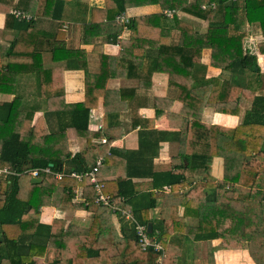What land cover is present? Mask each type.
<instances>
[{
	"label": "trees",
	"instance_id": "1",
	"mask_svg": "<svg viewBox=\"0 0 264 264\" xmlns=\"http://www.w3.org/2000/svg\"><path fill=\"white\" fill-rule=\"evenodd\" d=\"M23 1L0 0V12L5 14V28L17 32V38L9 45L0 44V92L15 94L12 101H0V166L19 172L15 175L0 174V264H79V258L84 255L88 264H95L98 253L99 256L108 253L111 264H159L160 253L152 248L143 249L136 235L135 224L121 215L122 220L130 224L132 233H126L114 244L115 254L97 243L96 221L89 230H81L85 232L83 235H78L80 230H76L77 240H74V234L70 235L73 230L70 232L71 225L65 227V221L55 220L49 225L40 222L39 208L44 203L56 206L60 203L73 204L97 213L111 212V207L97 202L95 184L89 176L81 180L70 176L58 179L54 174L59 170H89L100 154L96 153L91 158L92 163L86 151L74 155L67 152L64 155L63 150L60 151L64 148L56 146L49 133L39 131L44 123L43 117L32 126L35 112L41 107H24V103L30 101L31 93L19 91V80L41 72L42 63L39 60L38 65L35 58L45 52H53L56 56L60 46L57 39H19L36 21L35 17L19 19L12 12L13 8L23 6ZM50 1L58 0H46L47 4ZM30 2L27 0L26 8L31 6ZM59 2L63 6L65 0ZM147 4H159L164 9L181 10L206 19L209 22L208 30L204 33L195 31L193 25L180 19L176 12L172 20L166 18V28L161 25L165 20L162 13L135 17L128 23L116 19L130 7ZM239 6L237 0H105V6L98 10L106 23L96 28L93 21L87 28L101 27V33L98 30L96 35L103 34L111 41H117L124 28L130 29V37L120 39L122 50L120 56L115 57L117 67L137 69L141 75L139 89L142 92L147 90L143 82H150L148 75L154 71L167 72L169 85L178 89L177 98L183 101V108L180 114L170 111V119L171 123L174 119L181 121L178 133L180 148L192 147L194 153L183 149L173 163L177 159H187L189 166L177 163L174 164L175 172L165 173L169 177L167 185L173 187L171 197L176 184L182 181L188 183L186 180L191 181L197 169L202 170L203 182L190 188L184 195L186 200L181 201L184 202V216H199L200 211H214L224 213L229 219V226L225 229L211 215L201 218L198 226L190 227L183 216L185 239L210 240L220 237L225 248H247L252 243L261 242L262 246L253 251L252 256L258 264H264V95L256 93L264 88V71L258 64V56L244 51L245 32L239 18ZM246 6L248 20L261 22L264 28V0H246ZM103 28H106L105 33H102ZM174 30H178L176 36ZM131 44L135 45L139 54H131ZM149 48L157 49V56L144 60ZM204 48H211V65L229 72L227 78L207 76V65L202 62ZM262 50L264 53V47ZM99 57L102 60L100 73L90 72L78 64L85 71V100L72 105V123L68 125L77 133L87 131L91 109L104 94L106 80L122 74L110 72L112 57L103 54L102 50ZM52 83L48 82L45 86L51 87L50 90L41 92L44 99L53 95ZM139 89L134 87L129 96L122 92L121 97L132 98L131 95H135ZM242 97L251 99L252 105L245 112L241 125L228 127L202 122L203 109L208 106L218 112L239 114ZM54 112L57 111L45 113ZM105 115L108 117V114ZM153 132L140 131L139 151L152 148L145 139ZM214 156L224 159L222 179L211 175L210 163ZM28 164L40 170V183L33 182L32 175L24 171L23 166ZM106 164H109L108 160ZM46 167L53 172H45ZM101 170L102 167L97 173L98 180L104 182V191L110 193L113 204L119 203L122 196L130 195L129 191L119 188L111 190L110 180L102 177ZM48 189L54 195L60 192V200L55 201L52 194L47 193ZM192 193L197 196L196 202H193L195 196ZM163 196L167 197V194ZM132 205L134 215L140 222H152L151 233L156 234L165 249L163 264H175L179 251L176 244L169 241L170 229L165 225V216L158 223L145 218L142 212V209L155 206L156 198L145 207L140 205V208L137 203ZM163 208L168 211L166 201ZM81 238L85 247L82 250H86V253L79 252L80 248L75 245Z\"/></svg>",
	"mask_w": 264,
	"mask_h": 264
},
{
	"label": "crops",
	"instance_id": "2",
	"mask_svg": "<svg viewBox=\"0 0 264 264\" xmlns=\"http://www.w3.org/2000/svg\"><path fill=\"white\" fill-rule=\"evenodd\" d=\"M59 1H50L47 4L46 0H31V6L26 8L27 0H24L22 7L13 8L25 11L31 15V18L35 17L36 19L32 27L25 30L19 39H57V45L60 46L56 50V56L53 55V52H45L40 57L35 58L38 65L39 60L42 63L41 72L32 73L28 76L30 78L26 77L27 79L19 80V91L31 93V99L27 101L28 104L24 103V107H41L35 112L32 126L39 123L43 117L45 127L42 128V124L39 131L49 133L52 136L49 138L53 140L55 145H59L60 149L61 147L64 148L60 150H63L64 155L67 152L74 155L86 151L92 163L91 158L99 153L97 159L99 157L104 158L101 166L102 177L110 180L109 187L111 190L116 191L119 188L130 193L129 196H122L120 202L116 204L120 208H126L134 214L132 204L137 203L138 207L140 205L145 207L156 198V205L142 209V212L145 218L158 223L165 216V225L170 229L171 239L169 241L175 243L179 251V254H176L177 261L175 264H258L253 258L252 252L259 249L261 242L252 243L247 248H225L223 239L220 237L210 240H189L184 237L182 217L185 214V207L184 202L181 201L186 200L184 195L190 188L202 183L203 180L202 170L197 169L191 181L186 180L188 183L190 182L189 184H184V181L181 184H176L174 195L171 197L170 192L173 187L170 184L167 185L169 177L165 173L175 172L174 164L177 163L188 167L190 163L187 159L182 161L177 159L174 163L173 159L178 158L183 149L193 154L194 148H180L181 142L178 133L181 130V121L174 119V122L171 123L170 111L180 114L183 101L177 98L178 89L169 85V74L160 71H154L151 75L146 74L150 82L147 80L143 82L147 92H142L139 89L141 75L137 69L133 67L118 68L117 59H115L121 54L120 39L127 40L131 34L130 29L124 28L119 39L111 41L105 38V35L100 34L101 27L98 29L87 28L93 21L96 23V28L106 23L98 10L105 6V0H65L63 6ZM237 1L240 4L239 18L245 32L244 51L246 54L257 55L260 69L264 71L263 25L261 22L248 20L246 0ZM204 6L202 7L204 8ZM166 9L159 4H147L130 7L123 13L132 19L143 15L162 13L165 15V20L162 21L161 25L166 28V18L172 20L174 15H166L164 13ZM176 13L180 19L192 24L195 31L204 33L208 30L209 22L206 19L181 10H177ZM117 17L116 19L119 21ZM98 30L100 35H96ZM104 30L106 28H103L102 33H105ZM174 33L176 36L178 30H174ZM16 38V31L5 28V14L0 12V44L9 45ZM130 46L129 50L133 56L139 54L135 45L131 44ZM100 50L103 54L113 58L110 59V72L122 74L106 80L104 94L91 109L87 131L77 133L75 132L76 129H72L68 125L72 123V105L85 100L86 78L82 68L86 67L95 74L100 73L102 64L99 57ZM156 56L157 49L149 48L146 50L144 60ZM211 56V48H204L202 62L207 65V76L220 75L227 78L230 73L212 66ZM78 64H81L82 68H79ZM34 65L36 66V64ZM48 82H53L51 89L53 95L44 99L41 92L50 90L51 87H45ZM42 86L44 88H41ZM134 87L139 90L135 95H131L132 98L121 97L122 92L129 96L132 93L130 90ZM256 93L264 95V88ZM14 97L15 94L0 92V101H12ZM167 99L172 101L169 102ZM251 105V99L242 97L241 112L237 115L218 112L210 106L205 107L202 112V122L237 127L242 124L245 112ZM51 110L57 112L45 113ZM105 114H108V117ZM105 128H108L107 132ZM140 131L153 132L152 135L148 134L145 139L152 147L150 150L139 151L141 149ZM107 160L109 164H106ZM64 166L68 167L66 164ZM25 167H30V164L23 166V168ZM210 171L213 177L222 179L224 176V159L220 156H214L210 163ZM102 183L104 184V182ZM47 193L52 194L55 201L60 200V192L54 195L48 189ZM163 194H167V197ZM78 195L77 192L76 197ZM192 195L195 196L194 193ZM193 198V202H196L197 196ZM77 199L80 201V198ZM165 201L168 211L163 208ZM203 212L208 214L205 215ZM203 212L200 211L199 216L197 214L184 216L187 225L196 227L201 218L211 215L216 218L221 228H228L229 219L224 213ZM119 215L125 217L120 210L115 212L113 208H111V212L100 211L97 213L67 203H60L58 206L44 203L39 208L40 222L49 225L55 220L65 221L66 228L71 225L70 232L72 230L73 232L70 235L74 234V240H77L76 230H80L78 235L81 233L83 235L85 232L81 230H89L93 222L96 221L98 224V231L95 234L96 241L101 244V248H103L102 246L109 248L112 254L116 253L114 244L126 233H132L130 224L125 223ZM134 217L137 218L135 215ZM75 227L77 228L75 229ZM78 241L74 242L76 247L80 248L79 252L86 253V250H82L85 249L83 239ZM98 254L95 264H111L108 253L101 256ZM79 264H88L85 255L79 258Z\"/></svg>",
	"mask_w": 264,
	"mask_h": 264
},
{
	"label": "built area",
	"instance_id": "3",
	"mask_svg": "<svg viewBox=\"0 0 264 264\" xmlns=\"http://www.w3.org/2000/svg\"><path fill=\"white\" fill-rule=\"evenodd\" d=\"M205 7V6H204ZM15 16L19 18H27L30 19L31 15H29L25 11H21L18 9H13L12 11ZM176 12L174 9H166L165 14L168 16H171ZM120 22L128 23L131 21V17L127 16L125 13H121L117 17ZM104 142L106 140L104 139ZM103 157H99L96 161V164L92 169L86 170V171H65V170H59L55 171L54 174L58 179H63L67 176L70 177H76L77 179L81 180L85 176H89L90 180L95 184V189H96V200L98 203L109 206L113 208V210H120L123 215H125L126 218L130 219L134 224H135V231L136 235L138 237V240L142 246L143 249L147 248H152L153 250L157 251L160 253L159 257V264H163L164 257H165V249L163 245L160 243V241L157 239L156 234H152L151 231L148 229V224L147 223H142L140 222L136 217H134V214L126 208H120L118 205L113 204L111 195L107 194L104 191V184L98 180L97 173L100 169V167L103 165ZM45 172H53L50 167L44 168ZM24 171L28 172L31 174L33 177H38L39 169L38 168H31V167H25ZM0 174L2 175H15L19 174L17 171H13L9 169L7 166L1 167L0 166Z\"/></svg>",
	"mask_w": 264,
	"mask_h": 264
},
{
	"label": "water",
	"instance_id": "4",
	"mask_svg": "<svg viewBox=\"0 0 264 264\" xmlns=\"http://www.w3.org/2000/svg\"><path fill=\"white\" fill-rule=\"evenodd\" d=\"M52 165H53V164H51V166H52ZM32 181H33V182L41 181V178H40V177H32ZM148 229H149V231L152 230V223H148Z\"/></svg>",
	"mask_w": 264,
	"mask_h": 264
},
{
	"label": "rangeland",
	"instance_id": "5",
	"mask_svg": "<svg viewBox=\"0 0 264 264\" xmlns=\"http://www.w3.org/2000/svg\"><path fill=\"white\" fill-rule=\"evenodd\" d=\"M261 246H262V244H261ZM261 249H262V247H261Z\"/></svg>",
	"mask_w": 264,
	"mask_h": 264
}]
</instances>
